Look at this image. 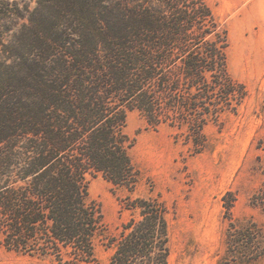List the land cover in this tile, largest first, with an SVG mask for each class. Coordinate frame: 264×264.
Listing matches in <instances>:
<instances>
[{"label": "trees", "instance_id": "obj_1", "mask_svg": "<svg viewBox=\"0 0 264 264\" xmlns=\"http://www.w3.org/2000/svg\"><path fill=\"white\" fill-rule=\"evenodd\" d=\"M228 48L208 0H0L4 247L60 264L95 262L104 215L92 181L129 191L139 183L129 112L179 130L192 155L203 154L207 127L223 128L248 96L230 74ZM252 206L264 212V182ZM125 211L110 264H169L166 204L128 197ZM227 242L241 263L264 257L256 223L231 225Z\"/></svg>", "mask_w": 264, "mask_h": 264}, {"label": "rangeland", "instance_id": "obj_2", "mask_svg": "<svg viewBox=\"0 0 264 264\" xmlns=\"http://www.w3.org/2000/svg\"><path fill=\"white\" fill-rule=\"evenodd\" d=\"M208 1L228 31L229 71L246 87L244 105L238 116L226 119L223 128L207 127L209 149L197 156L184 145L179 130L167 125L155 129L140 111L129 112L127 133L135 140L131 157L139 183L129 191L102 177L92 181L91 197L102 207L104 226L95 240L96 261L79 264H110V239L130 218L129 212H122L128 197H157L166 204L169 264H246L229 248L231 225L256 223L264 235V212L252 206L253 195L264 182V0ZM0 264L60 263L52 257L9 251L0 236ZM248 264H264V257Z\"/></svg>", "mask_w": 264, "mask_h": 264}]
</instances>
